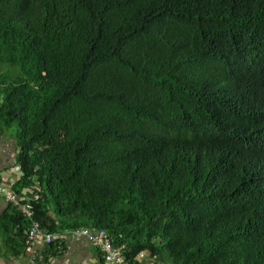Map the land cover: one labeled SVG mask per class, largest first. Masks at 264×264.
Returning a JSON list of instances; mask_svg holds the SVG:
<instances>
[{
    "label": "trees",
    "instance_id": "obj_1",
    "mask_svg": "<svg viewBox=\"0 0 264 264\" xmlns=\"http://www.w3.org/2000/svg\"><path fill=\"white\" fill-rule=\"evenodd\" d=\"M0 61L34 222L133 264H264V0H0ZM8 206L18 259L32 219Z\"/></svg>",
    "mask_w": 264,
    "mask_h": 264
},
{
    "label": "built area",
    "instance_id": "obj_2",
    "mask_svg": "<svg viewBox=\"0 0 264 264\" xmlns=\"http://www.w3.org/2000/svg\"><path fill=\"white\" fill-rule=\"evenodd\" d=\"M0 195L4 198L5 202L15 208L22 214L26 220H31L34 217V204L37 203L42 196L40 194L26 195L21 198L19 195L12 191V183L5 186H0ZM28 246L25 254L28 257L30 264H41L43 262V254L36 246L40 243L50 245L52 243H65L69 236L76 238H90L92 244L100 253L104 260V264H133L125 256V246L114 244L113 241L107 237L103 231H91L88 229H75L71 231L57 232L50 234L45 232L39 224L33 222L30 229L26 232ZM145 260V254L140 253L134 262L141 263Z\"/></svg>",
    "mask_w": 264,
    "mask_h": 264
},
{
    "label": "crops",
    "instance_id": "obj_3",
    "mask_svg": "<svg viewBox=\"0 0 264 264\" xmlns=\"http://www.w3.org/2000/svg\"><path fill=\"white\" fill-rule=\"evenodd\" d=\"M15 140L11 133H6L0 136V186H7L18 180L20 177V170L15 165ZM9 204H7L4 198L0 195V216L9 210ZM34 219V218H33ZM28 220L32 223L34 222ZM37 223V222H35ZM39 224V223H37ZM31 225L28 229H30ZM40 226V225H39ZM41 227V226H40ZM42 228V227H41ZM45 232L46 229L42 228ZM71 231V230H68ZM60 232V231H58ZM63 232V231H61ZM57 233V232H55ZM54 234V233H50ZM51 246H54L57 252H61L57 256H50V260L47 264H102L100 262V256L88 239L70 237L65 243H52L45 245L40 243V246L36 248L41 251L42 254L46 253ZM0 264H30L25 252L20 258L15 259L9 253V247L5 246L4 242H0ZM143 264H147L143 262Z\"/></svg>",
    "mask_w": 264,
    "mask_h": 264
},
{
    "label": "rangeland",
    "instance_id": "obj_4",
    "mask_svg": "<svg viewBox=\"0 0 264 264\" xmlns=\"http://www.w3.org/2000/svg\"><path fill=\"white\" fill-rule=\"evenodd\" d=\"M9 70V66L3 64L1 61H0V73H5ZM147 261V260H146ZM145 261V262H146ZM147 264H155L153 261H148L146 262ZM160 264H165L163 261H161Z\"/></svg>",
    "mask_w": 264,
    "mask_h": 264
},
{
    "label": "clouds",
    "instance_id": "obj_5",
    "mask_svg": "<svg viewBox=\"0 0 264 264\" xmlns=\"http://www.w3.org/2000/svg\"><path fill=\"white\" fill-rule=\"evenodd\" d=\"M80 229H87V228H80ZM75 230V229H74ZM88 230H91V231H103V230H96V229H88ZM103 232H105V231H103ZM107 235V234H106ZM108 237V236H107ZM109 238V237H108ZM112 240V239H111ZM113 241V240H112ZM113 243L115 244V242L113 241ZM117 245H120V244H117ZM120 246H125V245H120ZM126 247V246H125ZM97 252H98V250H97ZM141 253H143V252H141ZM98 254H99V256H101L100 255V253L98 252ZM140 254V253H139ZM138 254V255H139ZM145 254V253H144ZM147 259H146V255H145V260H143L140 264H143V262H145ZM149 260H147L146 262H148ZM145 262V263H146ZM136 263H138V262H136Z\"/></svg>",
    "mask_w": 264,
    "mask_h": 264
},
{
    "label": "bare ground",
    "instance_id": "obj_6",
    "mask_svg": "<svg viewBox=\"0 0 264 264\" xmlns=\"http://www.w3.org/2000/svg\"><path fill=\"white\" fill-rule=\"evenodd\" d=\"M85 239H88L91 243H92V240L90 238H87V237H84Z\"/></svg>",
    "mask_w": 264,
    "mask_h": 264
}]
</instances>
